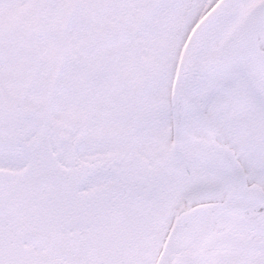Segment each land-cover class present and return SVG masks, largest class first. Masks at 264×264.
Here are the masks:
<instances>
[{"label":"snow or ice","instance_id":"1","mask_svg":"<svg viewBox=\"0 0 264 264\" xmlns=\"http://www.w3.org/2000/svg\"><path fill=\"white\" fill-rule=\"evenodd\" d=\"M0 264H264V0H0Z\"/></svg>","mask_w":264,"mask_h":264}]
</instances>
